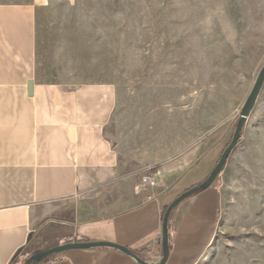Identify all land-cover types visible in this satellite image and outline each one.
<instances>
[{
  "label": "rangeland",
  "instance_id": "1",
  "mask_svg": "<svg viewBox=\"0 0 264 264\" xmlns=\"http://www.w3.org/2000/svg\"><path fill=\"white\" fill-rule=\"evenodd\" d=\"M34 30L42 80L113 86L114 142L161 161L216 164L264 65V0H47ZM213 184L221 218L194 264H264V83Z\"/></svg>",
  "mask_w": 264,
  "mask_h": 264
},
{
  "label": "crops",
  "instance_id": "2",
  "mask_svg": "<svg viewBox=\"0 0 264 264\" xmlns=\"http://www.w3.org/2000/svg\"><path fill=\"white\" fill-rule=\"evenodd\" d=\"M46 3H0V264H28L37 252L73 242L114 244L138 261L99 247L37 264H160L166 208L208 177L216 156L190 150L161 161L128 153L109 132L113 86L43 81L34 69V20ZM148 174L154 187L141 182ZM220 218L214 184L181 201L168 216L164 264L196 263Z\"/></svg>",
  "mask_w": 264,
  "mask_h": 264
},
{
  "label": "water",
  "instance_id": "3",
  "mask_svg": "<svg viewBox=\"0 0 264 264\" xmlns=\"http://www.w3.org/2000/svg\"><path fill=\"white\" fill-rule=\"evenodd\" d=\"M264 83V65L262 66L261 70L259 71L257 78L252 86V89L248 95V97L245 100V103L242 107V110L239 114V121L237 123V128L232 136V139L228 146L223 150L218 162L214 166V168L211 170L208 177L199 185L187 190L180 196H178L165 210L163 217H162V228H161V243L163 248V258L160 264H164L167 257H168V232H167V221L168 216L172 209L176 207L181 201H183L185 198L195 194L198 191L205 190L208 187H210L213 182L215 181L216 177L221 173L222 169L224 168L226 161L234 148L238 144L240 132L242 130V126L244 122L247 120L250 112L252 111L254 104L256 102V99L258 97V94L260 92V89ZM27 93L28 96L32 95V82L27 83ZM99 247H109L116 250L121 251L124 254H127L128 256L132 257L134 260L138 261V258L132 254L130 251H128L126 248L110 244V243H103V242H84V243H67L62 244L53 248H50L48 250H44L41 252H37L33 254L28 261V264H37L46 258H49L51 256L70 251V250H87V249H93V248H99Z\"/></svg>",
  "mask_w": 264,
  "mask_h": 264
},
{
  "label": "built area",
  "instance_id": "4",
  "mask_svg": "<svg viewBox=\"0 0 264 264\" xmlns=\"http://www.w3.org/2000/svg\"><path fill=\"white\" fill-rule=\"evenodd\" d=\"M141 182H142L143 184H146V185L150 186V187H154L155 184H156V180H155L154 176L149 175V174L143 176V177L141 178Z\"/></svg>",
  "mask_w": 264,
  "mask_h": 264
},
{
  "label": "trees",
  "instance_id": "5",
  "mask_svg": "<svg viewBox=\"0 0 264 264\" xmlns=\"http://www.w3.org/2000/svg\"><path fill=\"white\" fill-rule=\"evenodd\" d=\"M241 133H242V130H241V132H240L239 140H240V138H241ZM239 140H238V141H239ZM226 147H227V146H226ZM226 147H225V148H226ZM217 162H218V161H217ZM217 162H216V163H217ZM215 165H216V164H215ZM185 192H186V191H185Z\"/></svg>",
  "mask_w": 264,
  "mask_h": 264
}]
</instances>
